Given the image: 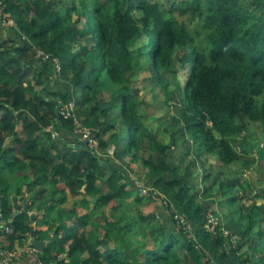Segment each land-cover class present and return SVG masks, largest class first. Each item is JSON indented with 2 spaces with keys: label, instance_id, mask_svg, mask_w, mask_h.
<instances>
[{
  "label": "trees",
  "instance_id": "1",
  "mask_svg": "<svg viewBox=\"0 0 264 264\" xmlns=\"http://www.w3.org/2000/svg\"><path fill=\"white\" fill-rule=\"evenodd\" d=\"M63 1L0 0L22 33L0 23V200L3 220L11 227L10 232L0 231V249L14 251L31 232L26 216L37 217L43 210L44 223L57 235L43 251L45 264H264V211L259 205L252 207L249 226L238 240L222 223L207 230V214L215 203L203 206L218 195L234 207L235 180L244 191L251 189L252 196L256 188V195L264 197V149L257 185L244 186L228 169L240 157L233 139L245 132L241 120L264 126V0ZM188 14L195 17L193 25L181 19ZM39 50L49 59L38 58ZM55 60L61 74L70 75L68 89L52 90L46 84L56 70ZM151 66L160 81L168 71L181 74L176 84L182 104L179 132L186 131L197 144L202 164L209 155L218 157L224 178L207 175L202 200L197 185L194 191L187 187L189 167L184 170L167 156H141L146 142L163 155L172 147L161 143L145 123L141 101L129 86L131 73ZM30 68L35 69V84L23 86ZM72 101L76 107L94 104L85 124L102 128L97 131L100 146L115 144L114 153L129 156V165L142 162L166 203L152 193L145 198L130 190L124 165L101 158L87 144L80 149L62 144L57 154L51 153L59 138L75 139V119L57 113ZM111 111L125 125L121 132L113 130ZM29 167L31 189L25 182L19 185L29 175L19 172ZM66 187L73 197L83 195L71 209L60 206L67 200L61 197ZM12 190L23 196L22 205H7ZM52 197L48 214L40 205ZM130 199L137 213L128 209ZM151 200L160 210L145 215L142 208ZM107 207L112 213L105 224L96 221L94 213ZM173 211L191 221L192 232L177 223Z\"/></svg>",
  "mask_w": 264,
  "mask_h": 264
},
{
  "label": "rangeland",
  "instance_id": "2",
  "mask_svg": "<svg viewBox=\"0 0 264 264\" xmlns=\"http://www.w3.org/2000/svg\"><path fill=\"white\" fill-rule=\"evenodd\" d=\"M71 0H65L63 1V5H70ZM11 17L13 20V24L7 29L11 32H20L22 35L20 28L18 26L17 20L12 17L10 14L6 13ZM185 20L189 25H193L195 21V17L191 14H188L186 17L181 18ZM146 37V35H145ZM144 40V37L139 41V43H142ZM147 44H149V41H147ZM141 45V44H139ZM36 50L35 48H32V51ZM38 53V52H36ZM55 71L53 75L50 77V80L48 84H51L52 90H65L68 89L70 75L61 74V70L57 68L55 65ZM188 69V64H187ZM188 71V70H187ZM35 72V69H29V72L27 73L26 78L22 81L23 86H27V84H35L33 73ZM166 77L164 78V81H160L159 76L157 75V71L153 69V67H150V70L148 71H142L140 70L139 73H131L132 82L129 84L130 88L132 89V92L136 98H138L140 103V110L144 115V121L149 127L152 129L154 133L157 134V139L165 144H171L172 147L170 150H167L165 154L163 155L160 151H153L151 147L148 145V142H146L143 145V148L141 150V156L143 158H150L153 157L155 159L163 156H167V160L170 162H177L181 164L184 167V170H186L187 167H189L188 172V182L187 187L191 191H194L193 185H197L196 190L199 192V199H203L204 197V190L206 183V176L212 175V179H223V175L221 172H218L219 170V162L218 157L216 155H209L204 160V163L202 164L199 159V154L197 153V144L189 137L186 131L183 133H180V127L182 126L181 121V97L176 90V84L181 79V74L177 73L174 74L171 71L166 73ZM184 81V80H183ZM168 83V91L166 90L165 83ZM128 84V83H127ZM73 92V89H70ZM174 91V92H173ZM94 104H88V105H81L82 107H88L89 111L84 112L82 107H76L75 117L78 127H89L85 124L87 120L91 118V109ZM117 113V112H116ZM111 120L114 122V129L115 131H122L125 127V125L122 123V120L119 119V115L115 114L113 111H111ZM108 118V120H110ZM110 120V121H111ZM241 123L245 125V132L240 135L236 136L233 139V144L235 149L239 152V160H237L235 163L229 166V170L236 173L237 177H241V182L245 186L246 184L252 182L258 184L256 179V171H258L259 162L261 161L263 157V151L261 149H264V140L262 141L261 136L264 131V126L259 123H255L250 121L248 118H244L241 120ZM90 128V127H89ZM93 128V127H92ZM96 130V142L94 144V147H90L93 151L98 153V155L101 158L104 159H111L113 160V163H118V165H124L126 168V173L128 174V178L131 179V181L128 184V188L130 190H137L139 191V194L141 195V191L139 190V185H143L146 188L153 189L155 179L150 178L148 176V173L146 171V167H143V163L137 162L136 164H130V158L129 156H125L123 158H120L117 154L114 153L115 151V144H112L110 147L104 149L100 146V142L97 137V131H101L102 128H93ZM108 133V138L110 137V134ZM61 135V134H60ZM126 135V134H125ZM174 135V136H173ZM62 136V135H61ZM81 139L79 136L75 135V139ZM61 140V138H59ZM63 139H65L63 137ZM124 140L126 141V136H124ZM262 141V142H261ZM260 144V148L256 145ZM125 145V144H124ZM61 141H57L55 146H53L50 151L52 154H57L58 151L62 148ZM72 147L77 148L80 146V144L75 145L73 144ZM83 146V145H82ZM88 147V145H86ZM71 148V147H70ZM78 149V148H77ZM92 150H89L90 152H93ZM94 152V153H95ZM51 169V168H50ZM29 175H31L29 173ZM27 175V178L23 177L22 180L19 181V185L23 184L25 182L26 184H29L30 189L34 186L33 184V178ZM260 174L258 173V176ZM18 178V172L16 175H14ZM212 180V181H213ZM125 181V180H124ZM18 182V179H17ZM133 182V183H132ZM211 182V181H210ZM209 182V183H210ZM99 184H103V182L99 181ZM236 186L234 192L235 196L237 197V204H234V207L226 202V199L222 196H216L211 197L203 203V206L210 207L212 202L215 203V206L213 207L212 211H208V217L209 221L213 223H222L224 226L225 231L229 233L230 235L233 234V236L236 238L235 240H238L240 234L242 233V230H246L249 226V215L251 213V209L254 206V204L259 205L261 208V211H264V197L256 195L258 189H254L253 192L255 193L254 196L251 194V189L246 188L244 191V188L238 187V183L233 182ZM12 188L16 189L15 183H13ZM25 186H23V191H25ZM41 186H37L36 188H39ZM11 188V189H12ZM218 188V187H215ZM11 193H14V190H12ZM24 193V192H23ZM21 196V195H20ZM78 199L75 201V205L79 204V201L81 202L83 199V195H78ZM149 195L145 196L147 198ZM9 200L7 201V205H16L15 203V196L10 194ZM53 198V197H52ZM44 200V202L40 205L42 209L47 210L48 214H50V210L53 205L50 202L51 199ZM26 199V198H24ZM1 201V200H0ZM24 201V200H23ZM133 199H130L127 202L130 204L128 209H131L133 213H137L136 210V203L132 202ZM51 205V206H50ZM91 207H94L92 204ZM145 215H151L154 213L158 214V205L155 201L151 200V202H146L142 208ZM214 210V211H213ZM52 211V210H51ZM112 213V210L110 207H107L104 209V212L96 211L94 213V218L96 221H100L103 224H105L106 216L110 215ZM29 214V213H28ZM46 214L42 210L39 213V216L34 218L33 215H27L26 216V224L31 225L33 227V223H36L37 228V235L41 236V238H47L51 234L52 231L48 228V224L44 223V218ZM170 215V214H169ZM213 223H209V226L212 227ZM239 223V225L237 224ZM42 226H47V229L45 231H42ZM31 227V232H32ZM264 227V224H263ZM148 228V227H147ZM146 228V229H147ZM258 230V229H257ZM55 233V232H54ZM56 235V234H55ZM57 236V235H56ZM54 240V239H53ZM55 240H58L56 237ZM153 244V243H152ZM20 247L28 248L31 247L28 243L27 239L24 240L23 237L20 238ZM44 252H40L39 256H37V260L44 259Z\"/></svg>",
  "mask_w": 264,
  "mask_h": 264
},
{
  "label": "built area",
  "instance_id": "3",
  "mask_svg": "<svg viewBox=\"0 0 264 264\" xmlns=\"http://www.w3.org/2000/svg\"><path fill=\"white\" fill-rule=\"evenodd\" d=\"M0 23L4 28H9L12 24H13V20L11 19V17L9 15H7L4 11V7L2 5V3L0 2ZM37 57L40 59H45L48 60L49 56L42 50H39L37 53ZM56 66L59 70H61V66H60V62L59 60H55ZM59 115L60 117H62L63 119H75L76 121V117H75V112H76V104L74 101L69 102L67 104L62 105L61 108H59ZM76 132L75 135L79 136L81 139H79V141H83L84 145L87 144L89 147H94V144L96 142V130L93 129L92 127H78L77 122H76ZM51 129H53V127H51ZM54 130V129H53ZM53 136L54 137H59V134L57 132V130H54L53 132ZM139 190L141 191V195L142 196H147V195H154V197L160 198L162 201H164V203L167 202L165 195L159 191L158 189L154 188L153 189H149L146 188L143 185H139ZM174 219L177 221V223L181 226H184L189 232H192L193 229V225L191 223V221H189L185 216L174 212ZM33 214V213H32ZM209 218V217H208ZM210 219H208V223L206 224V228L209 231H215L217 225H219V223H213L209 221ZM209 223H213V226L210 227ZM0 231H6V232H10L11 231V227L10 225L7 224L6 221L3 220V214L1 212L0 209ZM29 236V235H28ZM27 250L31 253H36L37 254V250L34 247H28ZM19 252L17 251H6V250H0V264H15L16 261L19 259ZM62 259H65L66 257H60ZM66 262H68V259L66 260ZM34 264H45L43 260L38 259L36 260V262ZM51 264H60L58 262H52Z\"/></svg>",
  "mask_w": 264,
  "mask_h": 264
},
{
  "label": "crops",
  "instance_id": "4",
  "mask_svg": "<svg viewBox=\"0 0 264 264\" xmlns=\"http://www.w3.org/2000/svg\"><path fill=\"white\" fill-rule=\"evenodd\" d=\"M61 140H62L61 141L62 144H67V145H69V147H75V146H73V144L78 145V142L76 141V139H61ZM82 145H84V144H82ZM82 145L80 144V146H78L77 148L80 149L82 147ZM141 166H143V165H141ZM31 170L32 169L29 167L28 169H25L24 172L20 171L19 174H22V173L23 174H29L30 173L32 175V178H33V173L31 172ZM0 177H2V176H0ZM25 191H27V187L26 186H25ZM12 195L15 196V197H18L17 198V202L15 204L22 205L23 196L22 195L21 196L17 195L15 192L12 193ZM27 195L28 194H25V196H27ZM61 197H67V200L64 203L60 204V206L63 207V208L71 209V208H74L75 206H78L80 204V201H79V204L75 205L76 204L75 201L79 200L78 199L79 196H75V197L71 196L68 187H66V189H64V191L61 192ZM54 199L55 198L53 197L50 202H52ZM34 217H36V216H34ZM68 224H72V222H68ZM33 227L35 228V231H36V237L38 239H45V238H41V236L37 235V231L38 230L36 228V223L35 222L33 223ZM46 229H47V226H42V231H45ZM54 235H55V233H54V231H52L49 236L52 238V237H54ZM31 237H32V235H31V232H30L28 237H23V238H24V240L27 239V241L29 243V239ZM2 250H4V249H2ZM14 251H17L20 254L19 259L16 261L15 264H34L36 262V260H37V256H39V253H40L37 250V254L36 253L34 254V253L29 252L26 248L20 247V240L17 242L16 248H15ZM62 257H65V255H63Z\"/></svg>",
  "mask_w": 264,
  "mask_h": 264
},
{
  "label": "water",
  "instance_id": "5",
  "mask_svg": "<svg viewBox=\"0 0 264 264\" xmlns=\"http://www.w3.org/2000/svg\"><path fill=\"white\" fill-rule=\"evenodd\" d=\"M48 82H49V81H47L46 84H48ZM57 113H59V111H57ZM76 141L78 142V144H81V145L84 144V142H83V141H79L78 138H76ZM128 177H129V176H128ZM84 180L87 181V178L84 177ZM86 187H87V184H85V185L83 186V188L81 189V191H82V192H85V191H86ZM17 198H18V197H15V202H17ZM97 200H98V197H94V198H92V201H93V202H97ZM1 203H2V201H0V209H1V207H2ZM34 218H35V217H34ZM31 235H32V237L29 239V244H30L32 247L36 248L39 252H43V251L48 247V245H49V243H50V241H51V237H50V236L47 237V239H38V238L36 237V231H35V228H34V227H32Z\"/></svg>",
  "mask_w": 264,
  "mask_h": 264
}]
</instances>
